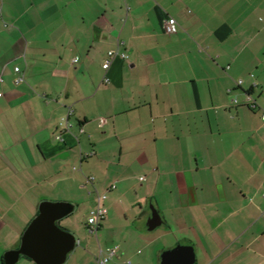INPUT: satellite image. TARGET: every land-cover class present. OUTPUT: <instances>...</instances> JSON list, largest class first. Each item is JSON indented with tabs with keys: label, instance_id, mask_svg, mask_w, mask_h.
Listing matches in <instances>:
<instances>
[{
	"label": "crops",
	"instance_id": "obj_1",
	"mask_svg": "<svg viewBox=\"0 0 264 264\" xmlns=\"http://www.w3.org/2000/svg\"><path fill=\"white\" fill-rule=\"evenodd\" d=\"M0 14V264L43 202L91 212L104 193L98 249L78 241L65 264L115 246L108 264L179 246L195 264H264V0H0ZM112 51L127 59L105 70Z\"/></svg>",
	"mask_w": 264,
	"mask_h": 264
},
{
	"label": "water",
	"instance_id": "obj_2",
	"mask_svg": "<svg viewBox=\"0 0 264 264\" xmlns=\"http://www.w3.org/2000/svg\"><path fill=\"white\" fill-rule=\"evenodd\" d=\"M74 212L68 203L43 202L39 214L25 230L19 249L5 254V264H17L25 256L35 264H65L76 246L75 236L59 227L58 223ZM160 224V217L154 210L149 227ZM192 247L179 246L162 255L161 264H195Z\"/></svg>",
	"mask_w": 264,
	"mask_h": 264
},
{
	"label": "built area",
	"instance_id": "obj_3",
	"mask_svg": "<svg viewBox=\"0 0 264 264\" xmlns=\"http://www.w3.org/2000/svg\"><path fill=\"white\" fill-rule=\"evenodd\" d=\"M0 19H1V14H0ZM165 32L167 34L170 35H174L178 33V25L176 23L175 20L170 19L165 23ZM120 55L123 59H127V55L125 54H119L118 52H109L108 54V59L105 62V64L103 65V68L105 70H108L110 65H111V61L113 58H115L116 56ZM15 72L16 73H20V68H15ZM24 80L23 76H20L17 79V83H20ZM4 82L3 77L0 75V87L2 86ZM105 83H109V79L105 78L104 80ZM241 82L238 83V85H240ZM229 93L231 94V91H229ZM2 95V93L0 92V96ZM250 99V98H249ZM251 100V99H250ZM231 102L233 104H237V99L234 96H231ZM264 120V117H263ZM107 120L106 119H101L99 122V126L103 127L106 124ZM66 126L67 128H69V123L68 121H66ZM94 178L91 177L89 179L90 182H94ZM116 186L113 185L110 187V190H115ZM107 199V194H98L97 198H96V207L90 212V215L88 217L87 223H86V227L87 230L89 231V233L91 234H95L97 236V233L101 227L102 222L105 220L107 214H108V209L105 206L104 202ZM119 253V247L115 246V247H111L109 248L106 252L100 250L99 255L97 256V264H108L114 257H116Z\"/></svg>",
	"mask_w": 264,
	"mask_h": 264
},
{
	"label": "rangeland",
	"instance_id": "obj_4",
	"mask_svg": "<svg viewBox=\"0 0 264 264\" xmlns=\"http://www.w3.org/2000/svg\"><path fill=\"white\" fill-rule=\"evenodd\" d=\"M72 204L75 205V210L72 215L67 218L65 226H68L70 232L75 236L76 240L81 242V245L78 246L76 250L88 249L90 244H92L93 248L95 247L98 249V243L101 242L100 235H91L85 229L91 209L88 206L80 205L78 207V203Z\"/></svg>",
	"mask_w": 264,
	"mask_h": 264
},
{
	"label": "trees",
	"instance_id": "obj_5",
	"mask_svg": "<svg viewBox=\"0 0 264 264\" xmlns=\"http://www.w3.org/2000/svg\"><path fill=\"white\" fill-rule=\"evenodd\" d=\"M58 225H59V227L62 228L63 230L68 231L67 229L63 228V227L61 226L60 223H58ZM22 258H24V259H26V260H29V261L33 262L32 260H30L29 258H27V257H25V256H23ZM33 263H34V262H33ZM34 264H35V263H34Z\"/></svg>",
	"mask_w": 264,
	"mask_h": 264
}]
</instances>
